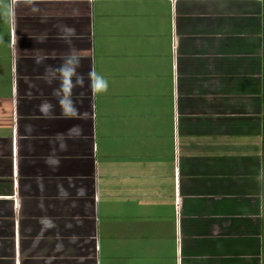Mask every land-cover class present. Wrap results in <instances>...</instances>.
<instances>
[{
  "label": "crops",
  "instance_id": "crops-1",
  "mask_svg": "<svg viewBox=\"0 0 264 264\" xmlns=\"http://www.w3.org/2000/svg\"><path fill=\"white\" fill-rule=\"evenodd\" d=\"M0 264H264V0H0Z\"/></svg>",
  "mask_w": 264,
  "mask_h": 264
},
{
  "label": "clouds",
  "instance_id": "clouds-1",
  "mask_svg": "<svg viewBox=\"0 0 264 264\" xmlns=\"http://www.w3.org/2000/svg\"><path fill=\"white\" fill-rule=\"evenodd\" d=\"M77 63L78 61L74 57L69 56L59 68L52 70L54 72L62 74L61 88L65 95L61 97V104H72V100L70 99V93L71 87L73 86L72 77L75 74Z\"/></svg>",
  "mask_w": 264,
  "mask_h": 264
}]
</instances>
